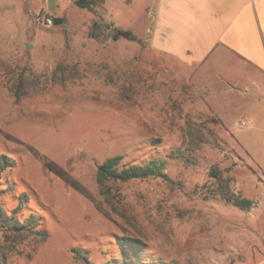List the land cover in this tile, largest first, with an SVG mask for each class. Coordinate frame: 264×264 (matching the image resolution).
I'll use <instances>...</instances> for the list:
<instances>
[{
  "label": "rangeland",
  "instance_id": "obj_1",
  "mask_svg": "<svg viewBox=\"0 0 264 264\" xmlns=\"http://www.w3.org/2000/svg\"><path fill=\"white\" fill-rule=\"evenodd\" d=\"M73 1L0 0V155L14 160L0 175V209L9 215L25 193L16 217L40 216L48 234L5 240L0 226L5 264H80L74 248L90 264H121L119 236L144 243L143 264H264V132L237 127L264 89L246 92V68L230 67L245 92L227 94L221 81L196 83L188 68L168 66L150 50V0L96 9L136 38L115 41L88 37L99 17ZM60 15L63 23L43 25ZM188 127L200 133L192 142ZM185 147L191 161L167 157ZM114 155L165 162L164 177L115 185L122 215L96 184L98 165ZM227 190L250 207L222 199Z\"/></svg>",
  "mask_w": 264,
  "mask_h": 264
},
{
  "label": "crops",
  "instance_id": "obj_2",
  "mask_svg": "<svg viewBox=\"0 0 264 264\" xmlns=\"http://www.w3.org/2000/svg\"><path fill=\"white\" fill-rule=\"evenodd\" d=\"M150 50L172 68H188L189 81L225 83L227 94L245 92L230 67L246 68L254 76L246 92L257 96L254 89H264V0H150ZM258 103L248 128L264 132V97Z\"/></svg>",
  "mask_w": 264,
  "mask_h": 264
},
{
  "label": "trees",
  "instance_id": "obj_3",
  "mask_svg": "<svg viewBox=\"0 0 264 264\" xmlns=\"http://www.w3.org/2000/svg\"><path fill=\"white\" fill-rule=\"evenodd\" d=\"M74 4L82 9H86L96 14V9L100 8L104 0H74ZM99 17V16H98ZM102 18L95 19L90 24L88 29V37L92 39L106 38L109 37L112 40H118L119 38H126L129 40L136 39L135 36L129 31L116 27L112 23H104L101 21ZM53 22L56 24L63 23V18L54 17ZM107 33V34H104ZM23 79L19 77L17 88L14 91V97L19 100L23 94ZM188 138L189 142H192L193 136L198 135L197 131H193L188 127ZM191 149L176 148L169 152L168 158L174 159H184L186 161H191L189 152ZM122 155H114L103 160L96 169V184L100 195L104 198L105 202L110 206V208L121 214L118 211L116 199V193L114 192L115 185L118 183H125L132 180H142L150 177H164L165 165L164 160L161 159H150L140 164H126L123 161ZM14 166V160L6 155H0V175L6 169ZM218 170L213 168L211 174L213 176H218ZM221 198L227 202H231L234 206L239 209H248L251 205V201L245 198L239 197V195L229 190L224 191L221 194ZM27 199V195L22 193L19 196L17 206L11 211L9 215L3 214L0 209V226L4 230V238L7 240L12 237V240H20L23 237H32L36 241H43L47 238V232L40 228V216L31 213L29 216L22 220L16 217V213L21 209ZM122 215V214H121ZM118 250L120 253L121 264H143L141 259V254L144 251V243L138 238L119 236L116 238ZM73 257L80 264H90L88 256L86 253L82 252L80 249H72ZM0 264H5L4 256L0 254Z\"/></svg>",
  "mask_w": 264,
  "mask_h": 264
},
{
  "label": "built area",
  "instance_id": "obj_4",
  "mask_svg": "<svg viewBox=\"0 0 264 264\" xmlns=\"http://www.w3.org/2000/svg\"><path fill=\"white\" fill-rule=\"evenodd\" d=\"M42 23L45 26H51L53 22V18L49 16H44L42 18ZM251 126V120L249 118L241 119L237 122V127L240 129H245Z\"/></svg>",
  "mask_w": 264,
  "mask_h": 264
}]
</instances>
